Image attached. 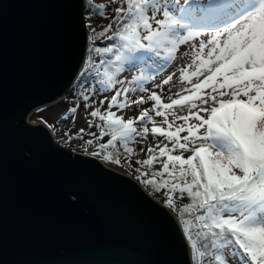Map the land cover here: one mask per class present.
I'll return each mask as SVG.
<instances>
[{
	"label": "snow or ice",
	"instance_id": "6c2138e0",
	"mask_svg": "<svg viewBox=\"0 0 264 264\" xmlns=\"http://www.w3.org/2000/svg\"><path fill=\"white\" fill-rule=\"evenodd\" d=\"M85 7L91 35L78 91L92 118L88 127L99 130L90 132L95 141L86 143L110 137L91 154L107 148L119 153V142L131 165L136 153L130 145L146 140L149 132L165 138L163 146L147 147V159L135 161L137 179L167 190L166 205L179 211L195 264H264V0H86ZM181 46H187L182 55L189 58L178 68L186 86L165 103L142 86L155 76L139 66L161 57L175 61ZM176 74L156 87L169 85ZM136 93L147 96L129 98ZM147 101L151 107L140 108ZM133 105L139 108L134 118L113 111ZM77 110V105L70 109ZM150 112L163 117L167 129L157 126ZM97 118L101 123H94ZM84 133V128L68 129L65 139H83ZM157 149L166 160L149 179L144 169L157 161ZM106 159L121 163L118 155ZM165 173L168 179H155ZM175 193L179 198L186 193L191 203L176 209Z\"/></svg>",
	"mask_w": 264,
	"mask_h": 264
},
{
	"label": "water",
	"instance_id": "95a60500",
	"mask_svg": "<svg viewBox=\"0 0 264 264\" xmlns=\"http://www.w3.org/2000/svg\"><path fill=\"white\" fill-rule=\"evenodd\" d=\"M85 5L0 0V264H193L177 218L134 180L28 121L85 65Z\"/></svg>",
	"mask_w": 264,
	"mask_h": 264
},
{
	"label": "rangeland",
	"instance_id": "374dc122",
	"mask_svg": "<svg viewBox=\"0 0 264 264\" xmlns=\"http://www.w3.org/2000/svg\"><path fill=\"white\" fill-rule=\"evenodd\" d=\"M94 2H103V0H94ZM89 15V12L87 9H85V16ZM85 18V21H86ZM99 24L103 25L106 23L103 20H98L97 21ZM87 28V27H86ZM88 32V37H90V29L87 28ZM187 46H181V53L177 54V59L172 62L166 63L165 59L163 57L159 58L157 60V63H153L151 60L147 61V63L141 64L139 67L143 69L144 73L146 76L151 75L155 76V82L162 81L164 78H166L169 74L172 72H176V76L173 78L175 79L174 81L177 83L176 86H186L181 83L179 80V71L178 68L180 66H184L189 62L188 57H184L182 55V51L186 48ZM87 63V59H86ZM189 70V74H190ZM158 73V74H157ZM133 74H136V70H133ZM165 75V76H164ZM164 76V77H162ZM122 79L125 77H121ZM154 81H145L144 84L142 85L146 89L149 90V92H154L155 90V83ZM182 88V87H180ZM140 95H145L147 96V93L141 94V93H136L135 97L130 95V99L132 98H137ZM150 101H147L146 104L148 105ZM152 102V101H151ZM94 104H97V101H93ZM73 105L78 106V110L75 114H73L70 109L73 107ZM144 105V104H143ZM143 105L140 106V108H148L144 107ZM106 108V104H105ZM105 108H102L101 110L104 111ZM113 111H116L118 115H124L125 119L128 118H134L138 116L139 114V108H136L135 105H133L131 108L123 110V112H120L117 109H113ZM151 115V114H150ZM67 116L68 120L64 121V117ZM153 116V115H152ZM153 118L157 122V126H163L165 129H167V125L163 124V117H156L155 115ZM92 119L90 116L87 115L86 110L83 107L82 101L80 99L79 94L75 95V90H71L68 92V94L63 98V101L59 103L58 105H52V106H47L43 108H39L33 112V114L30 116L29 122L35 125H44L49 127L52 130L53 137L56 141V143L63 148L75 152L77 154L87 156V157H97L93 156L91 153L93 151H96L99 149V144L100 143H107V141L110 139L109 136H106L104 140L102 141H96L94 142L93 145H88L86 141L88 139H93L95 141V137L89 135L90 132H97L98 129L96 128H89L87 125V120ZM172 118L169 117V120L171 121ZM94 123L99 124L101 123L98 119L94 120ZM176 123H181L180 121H177ZM149 129H151L152 125H148ZM175 127V125H174ZM80 128L85 129L84 133V138L83 139H77L75 136L72 137L71 142H68L65 139V132L68 129H72L73 131L78 130ZM181 135H185L182 133ZM164 143H167L165 138L160 137L158 134L153 135L151 132H149L148 137L146 140H138L137 143L130 145V147L134 148V152L136 153L135 155L131 156V165L129 164L127 160V154L125 153H119V159L121 161L120 164H115L112 161H105V164L112 170L134 180L143 190L149 194V196L157 202L159 205L167 209L173 216H175L178 220L181 226L183 227L182 222L179 219V211L174 210V209H169L166 205V196H167V190L166 189H161L156 192H151L148 188V185H145L144 183L141 182V180L137 179V176L139 173H137L136 169L138 165L135 164V161L137 159L143 160L148 158V153L146 151L147 147L152 146L155 147L156 144H161L163 146ZM118 146H121L119 142H117ZM171 147V145H169ZM143 149V151H141ZM159 150L157 149L154 155L157 156V161L153 163L152 166L146 167L144 170L148 171V177L151 179L152 175L151 173L154 171H162V165L159 163L160 160H166V157H159L158 155ZM174 155L176 153H173ZM185 158L189 155L188 153H185ZM171 169V165H170ZM160 180L168 179L167 173ZM190 179V178H189ZM173 200L176 204V209H181L185 205L190 203V199L188 198L187 194L185 193L183 198H179V193L173 194ZM193 264L194 262V257L192 256Z\"/></svg>",
	"mask_w": 264,
	"mask_h": 264
},
{
	"label": "bare ground",
	"instance_id": "6f19581e",
	"mask_svg": "<svg viewBox=\"0 0 264 264\" xmlns=\"http://www.w3.org/2000/svg\"><path fill=\"white\" fill-rule=\"evenodd\" d=\"M88 43H89V41H88ZM88 51V50H87ZM165 76V75H164ZM164 76H162V77H164ZM175 79L173 78V81L169 84V85H162V87L161 88H157L156 87V82L154 83L155 84V90H154V92H156L158 95H160L161 96V99H162V101L163 102H165V103H168V102H170V100L168 99V97L169 96H171L173 99H175V98H177L176 96H175V93H177V92H179L180 90H181V88L180 87H184V86H176L177 85V83L174 81ZM158 82H162V81H158ZM168 89H171V91H168ZM65 98V97H64ZM63 101V98L62 99H59L58 101H56V102H54V103H52V104H50V105H47V106H52V105H58L59 103H61ZM152 103L153 102H149V104L147 105L146 103L143 105L144 107H148V108H150L151 107V105H152ZM47 106H45V107H47ZM41 108H43V107H41ZM33 114V113H32ZM149 114H151V115H155L154 114V112H150ZM170 118H171V116H169ZM29 119L30 118H28V121H29ZM45 127H47V126H45ZM48 129H49V131L52 133V130L49 128V127H47ZM52 135H53V133H52ZM192 255V254H191Z\"/></svg>",
	"mask_w": 264,
	"mask_h": 264
},
{
	"label": "trees",
	"instance_id": "16d2710c",
	"mask_svg": "<svg viewBox=\"0 0 264 264\" xmlns=\"http://www.w3.org/2000/svg\"><path fill=\"white\" fill-rule=\"evenodd\" d=\"M91 35V34H90ZM97 44L99 45V44H102V41H97ZM87 66V63L85 64V66L84 67H86ZM84 69V68H83ZM83 71V70H82ZM80 79H81V76H79V78H78V80L76 81V84H75V86H74V90H75V95L77 94H79V91H78V89L80 88ZM90 79V78H89ZM98 119V118H97ZM96 119V120H97ZM117 147L120 149V152L119 153H124L123 152V148L121 147V146H118L117 145ZM99 150V149H98ZM119 153H116L113 149H111V148H107V149H105L104 150V153L103 154H101V155H97V158H99L100 160H102V161H109L108 159H106V155H108V154H112V155H114V156H119ZM153 178V177H152ZM155 179H157L158 181H162V180H160L161 178H159V177H155ZM148 188H149V190L151 191V192H156L157 190H155L152 186H149L148 185ZM190 201V200H189ZM190 203H191V201H190ZM186 215V217H187V214H185ZM179 219H180V217H179Z\"/></svg>",
	"mask_w": 264,
	"mask_h": 264
}]
</instances>
